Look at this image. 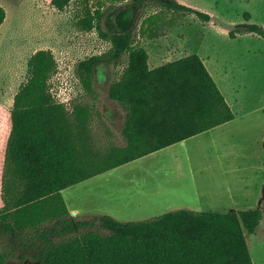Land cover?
<instances>
[{
	"label": "trees",
	"instance_id": "16d2710c",
	"mask_svg": "<svg viewBox=\"0 0 264 264\" xmlns=\"http://www.w3.org/2000/svg\"><path fill=\"white\" fill-rule=\"evenodd\" d=\"M73 0H51L64 11ZM128 0H82L76 23L82 31L97 29L109 39L107 53L78 65L84 90L93 92L101 65L118 64L128 55L108 96L126 110L119 145H97L91 132V107L75 105L69 112L50 93L58 69L51 50L41 49L27 63V78L6 116L2 200L0 202V264L23 249L37 264H254L246 234L256 233L260 209L177 210L152 219L120 221L109 215L79 219L71 214L62 191L95 176L151 155L231 122L236 115L203 58L190 54L152 68L147 49L135 38V27L121 30L106 3ZM139 12L157 10L142 21L139 36L157 39L164 28L188 15L211 22L212 15L182 0H132ZM7 18L0 4V27ZM245 22L229 32L264 39V26ZM104 26L108 33L104 31ZM264 152V139L262 143ZM264 163V158H263Z\"/></svg>",
	"mask_w": 264,
	"mask_h": 264
},
{
	"label": "rangeland",
	"instance_id": "374dc122",
	"mask_svg": "<svg viewBox=\"0 0 264 264\" xmlns=\"http://www.w3.org/2000/svg\"><path fill=\"white\" fill-rule=\"evenodd\" d=\"M81 1L73 0L60 12L51 0H0L7 12L0 27V202L4 109L13 108L15 95L27 78L28 60L38 50H51L61 82L74 83V105L85 103L91 107V132L96 144H126L122 136L126 110L109 98L108 88L127 66L128 55L118 64L101 65L93 92L84 90L78 65L107 53L111 43L97 29L78 28L76 10ZM182 1L210 13L212 21L203 22L188 15L177 24L166 26L164 36L146 39L139 36V28L156 7L139 12L128 0L108 2L105 8L121 30L135 27L136 41L151 53L160 50L164 64L199 54L229 98L237 114L235 120L167 147L157 153L158 157L140 158L69 187L62 191L63 197L69 209L80 210L71 211L79 219L111 214L124 222L152 219L183 209H260L263 219L256 233H247L246 238L254 264H264V39L254 34L229 37L230 31L245 22V12L252 14V23L264 26V0ZM104 31L108 33L105 26ZM51 81L58 85V76ZM1 248L4 249L3 244ZM24 252H15L7 264H37L33 253L23 258Z\"/></svg>",
	"mask_w": 264,
	"mask_h": 264
},
{
	"label": "built area",
	"instance_id": "2783aa9c",
	"mask_svg": "<svg viewBox=\"0 0 264 264\" xmlns=\"http://www.w3.org/2000/svg\"><path fill=\"white\" fill-rule=\"evenodd\" d=\"M55 75V76H54ZM53 77H57L59 79L58 85L52 83V78L50 79V93L57 104L63 105L69 112H73L75 108V99H76V89L73 82L70 84L68 81L66 83L61 82V74L57 70ZM80 81V80H79Z\"/></svg>",
	"mask_w": 264,
	"mask_h": 264
},
{
	"label": "crops",
	"instance_id": "0c3cea01",
	"mask_svg": "<svg viewBox=\"0 0 264 264\" xmlns=\"http://www.w3.org/2000/svg\"><path fill=\"white\" fill-rule=\"evenodd\" d=\"M147 51H148V53H149V64H150V66L152 67V68H154V67H159V66H161V65H163L164 63H162L163 62V55H162V52L160 51V50H156V52L153 54V53H151V51L149 50V49H147ZM218 84V86L220 87V89H221V91L223 92V94L225 95V97H226V100L229 102V104H230V106L232 107V109H233V106H232V104H231V102H230V100H229V98L226 96V94H225V92L223 91V89L221 88V86H220V84L219 83H217ZM239 87H241V86H239ZM236 95L238 94V92H236L235 93ZM237 102V101H236ZM235 113V112H234ZM235 115L237 116V114L235 113ZM235 120V119H234ZM234 120H232V121H234ZM231 121V122H232ZM228 123H230V122H228ZM228 123H226V124H228ZM225 125V124H224ZM224 125H222V126H224ZM5 130H6V116H5ZM184 142V141H183ZM181 143V142H180ZM175 145V144H174ZM166 149V148H165ZM164 150V149H163ZM161 151V150H160ZM160 151H158V152H160ZM2 152V151H1ZM158 152H155V153H153V154H151V155H148V156H146V157H143V159L144 158H146V159H149V158H151V156L152 155H155V156H159L160 154H157ZM264 158V157H263ZM263 169H264V163H263ZM105 173H107V172H105ZM101 175V174H100ZM97 176H95V177H93V178H96ZM93 178H91V179H93ZM91 179H89V180H91ZM86 181H88V180H86ZM86 181H84V182H86ZM83 183V182H82ZM62 194H63V192H62ZM72 210H77V212H79L80 210H78V209H70V211H72ZM86 214H87V212H85ZM105 215H111V214H105ZM86 216H89V214H87ZM116 219H118V218H116Z\"/></svg>",
	"mask_w": 264,
	"mask_h": 264
}]
</instances>
